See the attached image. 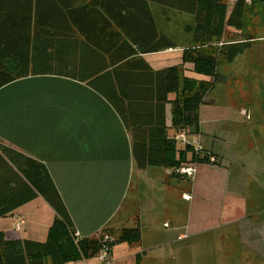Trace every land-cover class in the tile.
I'll return each instance as SVG.
<instances>
[{"label": "crops", "instance_id": "crops-1", "mask_svg": "<svg viewBox=\"0 0 264 264\" xmlns=\"http://www.w3.org/2000/svg\"><path fill=\"white\" fill-rule=\"evenodd\" d=\"M223 3L228 18L236 2ZM67 4L73 8L62 11L60 36L33 43L30 74L0 89V144L46 166L81 238L107 229L112 241L123 229H140L141 242L115 245L110 264H134L137 255L141 264H264V159L255 150L264 144V114L216 104L214 86L199 109V132H179L172 106L162 116L156 97L162 86L156 73L172 67L181 79L212 81L183 61L182 41L201 38L196 15L152 3L153 32L162 46H173L143 53L133 37L147 43L154 35L148 20H121L125 0ZM230 28L242 42L243 31ZM251 34L249 48L230 64H241L237 74L243 67L264 71V38ZM119 54L124 58L117 60ZM229 120L240 129L229 128ZM182 134L217 162L198 163L193 179L164 167L139 168L143 152H159L165 138L183 150ZM55 215L38 197L8 216L11 228L2 231L9 240L44 242ZM73 264L101 263L96 257Z\"/></svg>", "mask_w": 264, "mask_h": 264}, {"label": "trees", "instance_id": "trees-1", "mask_svg": "<svg viewBox=\"0 0 264 264\" xmlns=\"http://www.w3.org/2000/svg\"><path fill=\"white\" fill-rule=\"evenodd\" d=\"M125 1L128 8H124V17L121 20L128 17L144 21L143 23L148 20L146 26L154 35L147 43L144 39L142 41L133 37L132 42L143 53H155L173 46L171 43H167L166 47L162 46L161 38L157 39V34L153 32L157 30L153 21L152 3L165 4L169 8L195 14L199 20L197 31L201 32V38L195 40L199 47L184 48L183 61L193 64L197 74L212 78V81H200L184 76L181 79L179 67L156 73L162 83V86L156 89L162 116L165 105L170 104L174 129L179 132L190 129L193 133H198L199 109L219 80V61L222 58L226 63H232L249 48L250 40L254 39L242 38L240 42L232 38L223 43L225 28L229 26L242 31L245 27V14L251 9L253 12L264 0H250V7H247L248 0H237L228 18L224 0ZM68 2L70 0H0V89L30 74L29 54L32 53L33 43H45L49 37L60 36L61 23L58 21L62 11L73 8L68 6ZM196 3L199 5L198 11L196 10L198 13L190 7ZM121 12L119 10V15ZM119 26L122 28L125 25ZM220 44V53H205L204 50L210 51ZM14 57L20 65L17 70L12 65ZM123 58H120L119 54L117 60ZM145 68L149 69L147 64ZM171 93L176 95L174 100L167 98ZM209 156L196 154L191 145L178 150L175 140L165 138L162 150L144 151L143 159H138L137 163L141 169L156 166L173 171L189 163L208 162ZM174 174L178 175L175 172ZM38 197H42L56 214L46 241L9 240L5 232L0 231V264H73L98 257L104 246L111 251L118 244L136 246L141 242L139 228L123 229L112 241L109 240L111 236L107 229L103 231L105 234L102 232L98 237H77L75 224L46 166L0 144V220ZM134 264H141L140 255H137Z\"/></svg>", "mask_w": 264, "mask_h": 264}, {"label": "rangeland", "instance_id": "rangeland-1", "mask_svg": "<svg viewBox=\"0 0 264 264\" xmlns=\"http://www.w3.org/2000/svg\"><path fill=\"white\" fill-rule=\"evenodd\" d=\"M255 11L252 12L251 9L245 14L246 16L245 27L242 30L243 35L249 37L248 36L249 34L255 33L258 36V38L259 37L264 38L263 4L259 5V12H255ZM251 35L255 37L254 34ZM193 38L196 39L197 37L196 38L193 37ZM232 38L237 39L238 37L237 36L235 37V34L231 30V28L230 30L227 29L222 42L225 43L228 40H232ZM182 42L184 44L183 46H187L188 48L199 47L198 43L193 41L192 38L189 40H183ZM221 48H222V44L217 45V47L212 48L210 51L209 50H204V51H206L205 53L209 52L212 54H216V53L218 54L220 53ZM259 48H264V44L262 47ZM230 64L231 63H226L225 60H223L222 58L219 61L217 72L224 78L223 80L220 79V81L215 84V89L212 92V97L214 98L215 103L230 108L231 112H237V111L240 112L242 109H244L245 111H249L251 116H255L254 114L256 113L264 114V71L261 73H256L260 70L253 68L252 71L244 72L243 70L246 67H243L242 71L239 74H237L239 72V67L241 64L238 66H236L237 63L234 66ZM258 65H261V63H259ZM235 75L237 79L233 78L235 77ZM243 76L245 77V80L240 81V79H242ZM244 114L247 118L249 117V114L247 113ZM226 125L229 128L236 127V123L233 120L232 121L229 120V122L226 123ZM236 128L239 130L240 126L238 125ZM255 150L258 156H262L264 159V144H262L261 147L260 144H256ZM204 152L205 150L201 152V155H204L205 154ZM197 167H198V163H197ZM12 221H13V217H9L1 220L0 231L5 230L7 228H11L9 227V225L12 223Z\"/></svg>", "mask_w": 264, "mask_h": 264}, {"label": "built area", "instance_id": "built-area-1", "mask_svg": "<svg viewBox=\"0 0 264 264\" xmlns=\"http://www.w3.org/2000/svg\"><path fill=\"white\" fill-rule=\"evenodd\" d=\"M236 1L237 0H229L230 4L233 2H236ZM177 140L183 142L186 145H191L194 149V152L198 155H201V152L204 151L203 147L201 146V144L199 142H194V143L188 144L187 139L183 134L178 136ZM209 162L213 163V164L216 163L217 162L216 157L209 156ZM173 172H175L178 175L186 176L188 178H194L196 176V173H197V163H189V164L183 165V166L173 170ZM20 230H21V223L17 224V226L15 227V231L19 232ZM76 236L81 238L78 235V232L76 233ZM110 256H111L110 249H108L107 246H104L100 255L98 256V259H99L101 264H110V262H111Z\"/></svg>", "mask_w": 264, "mask_h": 264}]
</instances>
